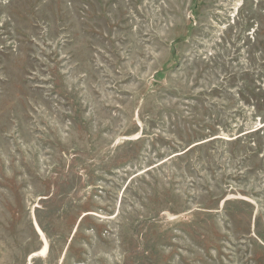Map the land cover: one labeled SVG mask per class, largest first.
Segmentation results:
<instances>
[{
    "label": "rangeland",
    "instance_id": "1",
    "mask_svg": "<svg viewBox=\"0 0 264 264\" xmlns=\"http://www.w3.org/2000/svg\"><path fill=\"white\" fill-rule=\"evenodd\" d=\"M0 264H264V0H0Z\"/></svg>",
    "mask_w": 264,
    "mask_h": 264
},
{
    "label": "trees",
    "instance_id": "2",
    "mask_svg": "<svg viewBox=\"0 0 264 264\" xmlns=\"http://www.w3.org/2000/svg\"><path fill=\"white\" fill-rule=\"evenodd\" d=\"M197 1H196V4H195V6L197 5ZM256 106H254V110H257L258 108L256 107ZM263 128L262 127H260V128H254V129H251V130H248V131H245V132H242V133H240L241 134V137H245V136H247V135H249V134H252V133H257V132H260V130H262Z\"/></svg>",
    "mask_w": 264,
    "mask_h": 264
},
{
    "label": "bare ground",
    "instance_id": "3",
    "mask_svg": "<svg viewBox=\"0 0 264 264\" xmlns=\"http://www.w3.org/2000/svg\"><path fill=\"white\" fill-rule=\"evenodd\" d=\"M37 229H38V231H39L42 235H44L38 226H37ZM43 238H44V237H43ZM44 240H45V239H44ZM47 251H48V243H47V240H45V246H44V249H42V252H40V253H41V255H46ZM33 255L36 256V254H33ZM30 256H31V255H30ZM32 257H33V256H32Z\"/></svg>",
    "mask_w": 264,
    "mask_h": 264
}]
</instances>
